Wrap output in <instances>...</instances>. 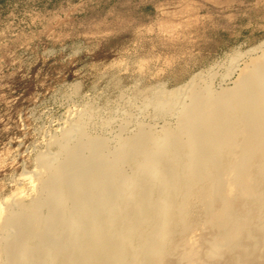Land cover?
<instances>
[{"label":"bare ground","instance_id":"bare-ground-1","mask_svg":"<svg viewBox=\"0 0 264 264\" xmlns=\"http://www.w3.org/2000/svg\"><path fill=\"white\" fill-rule=\"evenodd\" d=\"M249 60L233 87L152 88L164 125L114 149L90 133L92 106L71 119L32 170L36 195L0 203V264H264V55Z\"/></svg>","mask_w":264,"mask_h":264},{"label":"rangeland","instance_id":"rangeland-1","mask_svg":"<svg viewBox=\"0 0 264 264\" xmlns=\"http://www.w3.org/2000/svg\"><path fill=\"white\" fill-rule=\"evenodd\" d=\"M263 42L264 0H6L0 203L18 192L36 195L29 177L38 157L88 107L96 113L90 133L109 138L114 149L139 123L164 125L150 105L152 88L233 87L249 59L264 55ZM235 55L243 59L226 73Z\"/></svg>","mask_w":264,"mask_h":264},{"label":"trees","instance_id":"trees-1","mask_svg":"<svg viewBox=\"0 0 264 264\" xmlns=\"http://www.w3.org/2000/svg\"><path fill=\"white\" fill-rule=\"evenodd\" d=\"M6 0H0V5L3 4Z\"/></svg>","mask_w":264,"mask_h":264}]
</instances>
